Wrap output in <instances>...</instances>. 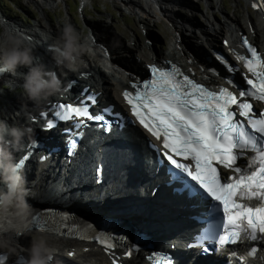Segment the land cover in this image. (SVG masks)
Returning a JSON list of instances; mask_svg holds the SVG:
<instances>
[{"label": "snow or ice", "instance_id": "6c2138e0", "mask_svg": "<svg viewBox=\"0 0 264 264\" xmlns=\"http://www.w3.org/2000/svg\"><path fill=\"white\" fill-rule=\"evenodd\" d=\"M252 7L256 9L261 5L254 2ZM242 47L249 55L237 54L236 59L254 79H247L250 87L240 90L238 95L227 87H221L218 92L210 91L175 65L171 71L152 65L151 79L132 83L134 93L123 92L132 115L167 150L164 155L168 162L195 182L193 185L185 181V186L194 193L203 190L215 202L211 205V218L215 221L216 214H222V218L209 224L202 239H215L221 248L245 239H264V111L257 114L249 102V99L264 102V55L247 37L243 38ZM229 71L233 69L229 67ZM88 101L95 105L96 95H87L78 106L60 103L55 106L58 109L55 117L62 121L79 118L75 129L85 127V120L105 121L104 115L90 111ZM103 111L111 110L106 107ZM237 117L245 118L247 124ZM53 127L55 124L50 119L47 128ZM67 131L71 155L78 146L76 136L83 133ZM247 152L255 155L252 163L242 168L237 161ZM223 169L235 175H222ZM173 176L180 179L175 173ZM95 239L106 250L116 247L110 236L99 235ZM256 252L253 247L240 260L246 264L247 257ZM126 255L130 257L132 252ZM5 259L7 257L0 256V261ZM149 259L153 264H173L163 254H154ZM117 261L118 258L113 259V264Z\"/></svg>", "mask_w": 264, "mask_h": 264}, {"label": "bare ground", "instance_id": "6f19581e", "mask_svg": "<svg viewBox=\"0 0 264 264\" xmlns=\"http://www.w3.org/2000/svg\"><path fill=\"white\" fill-rule=\"evenodd\" d=\"M37 1L39 2V6L45 9V5H49V3L53 4L55 0ZM248 1L250 6L254 2L261 5V7L256 8V13H258V15L256 14L258 17L257 21L254 20L250 27L248 26V23L246 24V20H239L237 17L233 18L232 16H227L225 21L222 22L223 25L217 23L218 25L213 26L211 21H209V17H206L205 20L210 23L211 26L204 27L202 33L204 41L206 44H208L209 47H211L213 50H222L225 55L229 56L228 50L231 48H237V46L235 45L236 35L242 34L243 31H246L247 35L255 43L258 44L260 51L264 55V0ZM123 2L127 6V8L135 11L139 20L149 24L151 23V21L149 20L150 13L152 11L155 14L159 12V6L157 5L159 4V2L156 3V0H145L144 4H142L140 0H123ZM161 3L164 4L163 1H160V4ZM174 6V4H164V8H166L167 10L169 8L170 10H173ZM213 7L215 8V6ZM3 19L16 26L19 30H22V32L25 33L26 37L31 40L32 43L34 42V39L43 41V49L47 52V54H44V52L41 50V47H38V43L35 42L34 44L36 45V47L34 48V55L39 57V61L43 63L48 70L56 72L57 77L61 80L60 91L54 95L48 96L46 99L41 100L39 103L33 102L28 98V96L23 99L29 106V109H27L26 107V113L21 110L19 111V113L13 111L14 109L19 110V107L17 105L23 106L20 102L22 101V99L11 97V95H9L7 91H3V86H0V101L2 102L1 99H6L7 101L10 100L11 102L10 106L7 105L5 109H3L2 103L0 102V119H6L9 124H16L24 127L27 126L30 129H38L40 125H42V122L36 123L38 121V109H36L38 108V106L49 105L52 101H67L68 99L74 98L79 93L82 87H87L88 89H91L93 91H100L102 97H106L109 102H115L117 106L120 107L121 102L119 98V90L123 87H126L128 80L134 79L136 77L135 75L141 72L139 64H137L136 69L134 67L135 65L133 66L134 68L125 66L133 65V63H125L121 55L114 60V55H116L117 52L113 48L115 42L113 40L112 33L108 28L97 25L94 26V30H96V32L92 31L90 34L89 32L86 34L80 33L82 37H91L92 54L83 56L81 58L82 64H80L75 71L70 70L68 67H66V74L61 75L57 72V68L61 66L64 67L65 65L57 63L54 46L57 39L61 36L62 30L65 25L60 24L59 27H53L50 25L49 28H45L43 25H37L39 23L35 22L32 27H25L19 21L18 24L14 21H9L6 18ZM69 22V24H71V21ZM244 24L246 27H243ZM101 33L106 34L104 35V38L101 37ZM218 40L222 43L220 44V48L219 46H217ZM144 45L145 46L142 48L143 52L141 53V57L147 61L146 63H150L161 58H169L177 61L184 68H187V70L193 71L195 77L201 78L204 81L209 82L210 84L223 82V68L217 63V61L215 60V56H211V58L209 59L210 64L213 65V69L210 70L200 64V58L199 56L194 55L193 50L188 51L186 49L184 51L182 49L183 45L177 39H175L170 44V47L168 46L169 49L167 48L165 52L162 53H155L150 49H147V47L149 48L147 44L144 43ZM47 47L52 50L48 49ZM144 49L146 52H144ZM95 57L97 58V60ZM101 61L104 66L107 67V65H110L111 67H113L111 68L112 71L107 73L108 71L101 68ZM117 62L124 63L121 64L122 66H119ZM20 71L26 72L27 69H20ZM4 73L8 76H11L8 77L10 82L17 83L14 85V89L24 92L22 88L23 81L21 79L13 76L9 72ZM67 84L71 85L69 89L66 88ZM24 106H26V104ZM30 117H33L35 119L31 121ZM136 137L143 139L142 132L138 131L136 133ZM135 142H137L140 146L139 141L136 140ZM132 148H134V153L129 158L132 166L125 167V169L128 171L127 174L123 172V175L121 176V171L116 170L115 168L110 166V163L114 162V160L118 158V154H115L113 158L110 157L108 159L107 169L108 178L110 177V180L109 183L106 184L103 188L97 187L89 181L83 182V177L78 178L79 172L75 168L72 175L70 174V171L66 174L65 177H67V179L69 180L68 182L61 183V181H59L55 184V187L51 186L49 193H42V190H31L29 193H27L26 196L27 203L30 205V208L32 205H34L35 207L37 206L39 198L48 200L47 202H53L55 199L52 198V195H56L57 198H61L63 200L59 202V206H62V204L64 203L67 204L63 205L66 208H69L71 205L77 207L82 205L88 207L92 205L93 207L103 206L108 209L107 211L127 210V213L131 214L132 221L136 225L138 224L141 227L147 228V234H150L151 232L156 234L155 240L159 242H162L163 240L167 241L165 245L168 243H172L173 239H171V236L173 234L182 233L190 227V223H188L184 219V217H180L178 216L179 214H177L176 206L182 205L183 203L180 199H169L166 195H164V193L160 194L157 197L155 196L154 199H152V197L149 195L144 197V199H140L137 197V191L134 192L135 188L133 187V185H130L127 180L133 173L140 174L142 172L140 167H145V163L143 161H140L139 153L135 151V149H137L136 146H132ZM250 161L251 160L248 156V162ZM155 178L157 177H145V179L148 181H152ZM132 183H134L133 180ZM1 185L2 183H0V188ZM63 185H69V187H65V190H63L62 187H60ZM148 185H150V182L148 183ZM101 195L104 197L98 200L97 198ZM93 197H95L96 199ZM84 199L85 202H83ZM27 219L28 215L23 217L22 219H19L17 217L11 218L10 220H13L11 224L0 227V229H2L0 230V238H11L15 242L14 247L16 249L15 252H9L7 249H0V252H6L8 256L12 257L16 256L18 253L26 252L29 254L28 249L30 248L31 243L25 245L21 242L25 234L34 231L29 229L28 226H30L31 223L29 221H25ZM43 231L44 230L39 232ZM173 236L176 237L177 235ZM56 241L57 244L54 246L56 252L53 254V257H55L58 261L60 260L62 263L69 262L74 264H91V261L95 260L96 264H109L104 260V256L101 252L93 249V247L91 248V244H83L85 246H90L88 250L84 249L83 246H80L78 244L75 245L73 241L76 242V240L72 238L70 240H67V238H58ZM68 252H75V258H67L66 253ZM183 264H188V262L184 261Z\"/></svg>", "mask_w": 264, "mask_h": 264}, {"label": "rangeland", "instance_id": "374dc122", "mask_svg": "<svg viewBox=\"0 0 264 264\" xmlns=\"http://www.w3.org/2000/svg\"><path fill=\"white\" fill-rule=\"evenodd\" d=\"M140 1L142 4L145 3V0ZM160 1H163L165 5L174 4V9L170 10L169 8L167 10L164 8V4H160ZM158 2L159 12L157 14L153 11L150 13V24L139 20L135 11L127 8L123 0H55L53 4L45 5V9L39 6L37 0H0V12L2 14L0 17L18 24L20 22L25 27H32L35 22L45 28H49L50 25L59 27L60 24L66 25L71 21V25L82 34L96 32L94 26L97 25L108 28L115 42L113 48L117 52L114 55V60L121 55L125 63H133V65L125 66L136 69L137 64H139L140 71L143 70L144 64L147 62L141 57L144 43L149 46L147 49L155 53H162L167 48L169 49L170 44L175 39L183 45L184 51L186 49L188 51L193 50L194 55L199 56L202 66H213L209 62L211 56L214 55L213 49L205 43L202 33L204 27L211 26L205 20L206 17H209L213 26L218 25L217 23L223 25L222 22L225 21L226 17L232 16L239 20H246L245 22L248 23L249 27L258 18L256 9L249 5L248 0H156V3ZM242 34L247 35L246 31H243ZM100 35L104 38L106 34L101 33ZM239 35H236V42ZM220 44L222 43L218 40L217 46L219 48ZM144 52H146L145 49ZM123 63L117 62L119 66H122ZM100 67L108 71L107 73L112 71L105 68L102 61ZM57 72L65 75L66 66L58 67ZM224 73L225 70L223 69L222 76ZM2 85L3 91H7L11 97L22 100L27 97L25 92L14 89V85L4 84L1 81L0 86ZM1 100L3 109L7 105L10 106V100ZM17 106H19V110L14 109V112L19 113L20 110L25 112L24 105ZM38 235L47 236L53 247L59 238L50 234L31 231L25 234L21 242L25 245L31 243L33 238ZM73 243L79 244L74 241Z\"/></svg>", "mask_w": 264, "mask_h": 264}, {"label": "clouds", "instance_id": "9594fccd", "mask_svg": "<svg viewBox=\"0 0 264 264\" xmlns=\"http://www.w3.org/2000/svg\"><path fill=\"white\" fill-rule=\"evenodd\" d=\"M35 47L16 26L0 18V73L9 72L21 79L28 98L39 103L60 91L61 80L34 55ZM54 47L57 63L73 71L82 64L83 56L92 54L91 37H82L71 24L64 26ZM30 131L24 126L9 124L6 119H0V183L4 186L0 188V215L11 213L14 217L23 218L29 213L25 178L21 174L20 165L15 162L13 150ZM14 243L9 237H2L0 249L15 252ZM28 252L29 264H49L56 249L47 236L38 235L33 238ZM66 254L70 259L75 258V252ZM91 264H96V261L92 260Z\"/></svg>", "mask_w": 264, "mask_h": 264}]
</instances>
